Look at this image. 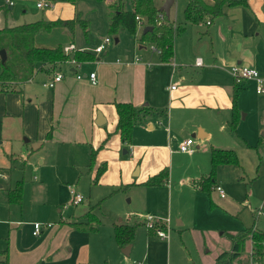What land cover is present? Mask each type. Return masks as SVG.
I'll list each match as a JSON object with an SVG mask.
<instances>
[{
    "label": "crops",
    "instance_id": "1",
    "mask_svg": "<svg viewBox=\"0 0 264 264\" xmlns=\"http://www.w3.org/2000/svg\"><path fill=\"white\" fill-rule=\"evenodd\" d=\"M13 1L15 4L0 0V28L26 22L21 19V17L24 18L23 15L16 12L18 0ZM50 1L49 10L38 19L64 20L73 17L84 19L75 9L76 0L74 3L66 0L62 7L61 3L55 5V2ZM104 1L108 7L112 0ZM204 1L207 4L214 2L213 0ZM35 2L36 0H34L35 8H40ZM155 2L159 7L163 3L158 4L156 0ZM123 6L129 8L124 2ZM24 8L20 9V13L25 11ZM111 14L112 12L108 13L107 30ZM169 17L171 18L170 15ZM86 21L88 24V20ZM174 21L179 22V20ZM183 25L184 28L174 36L173 55L168 60H162L159 52L151 47L146 39L140 37V33L147 26L144 23L136 26L135 33L131 34L132 42L128 47L118 44L109 46V39L100 52L93 51V47L98 43L92 45V41L80 35V30L83 33L84 30L77 21L71 30L64 24H58L47 31L36 32L32 39L35 46L60 45L62 47L72 43L74 50L88 51L93 57L77 63L69 60L71 56L53 65L45 63L30 78L11 86L14 89L0 90V116L5 122L16 120L18 125L16 135H24L28 138L27 140L68 144L73 158L77 159L76 155L82 157L80 153H85L90 147L93 151L90 158L94 157L96 166L103 164L104 148L125 144L127 148L122 150V154L129 155L124 162L131 176L130 182H126L125 185H168V178L157 185H146L143 182L165 168H173V154L177 150L173 148V144L181 139L178 136L180 129L185 128L183 131L186 130L187 135L181 139L178 146L185 138L193 137V150L187 152L189 155H193L201 146H206L204 149H208L210 162L211 147L230 149L222 145L223 138L216 131V128L225 129V125L228 127L232 117V95L236 83L229 67L235 63L245 64L257 68L264 76V0H247V4L238 5L225 3L222 13L215 18L210 19L207 16L201 22L185 21ZM184 32L186 34L182 36ZM118 41L119 37H114V42ZM74 50L68 54L72 55ZM196 57H201L200 65L195 64ZM62 65H66L65 70L61 69ZM91 71L96 76L94 83L88 79V73ZM53 72H60L62 77L52 87L42 85V82L46 81ZM77 74L80 76L76 77ZM34 79L40 83L35 85ZM174 83L175 88H171V84ZM239 86L238 112L240 110L243 119L257 116V121L261 120L264 125L262 120L264 92L256 91L255 80H247ZM115 101H125L135 107L150 108L148 113L144 114L137 123L135 122V125L133 124L131 131L134 137L130 138L129 142L124 141L115 128L117 121ZM97 112L100 114L99 117ZM96 119L99 122H96ZM11 129L13 128H5L3 137H6ZM132 139L134 140L131 143ZM243 140L247 142L245 138ZM263 143L264 127H261L256 144L263 146ZM82 145L83 148H79ZM178 150L181 151L179 147ZM259 157L264 158L262 154ZM82 162L73 161V164L79 165ZM83 167H86V163ZM239 167V164H218L214 186L223 180L228 170L238 171ZM73 168L78 170L76 167ZM104 170L101 172L103 173ZM208 173L200 174L198 178ZM192 181L191 187L194 191H204L193 185ZM217 194L219 197H225L220 196L218 192ZM89 207L93 208V206ZM89 207L76 216L60 219L59 222L62 224L54 226V229L53 226L46 225L44 228L40 226L38 234L32 233L31 224L30 237L34 245L32 247L27 243L17 245L16 255L13 257L14 264H36L40 256L35 250L48 237L50 246L43 253L48 258L61 246H67V236L71 231L72 233L84 231L71 225V222L83 220ZM134 218L136 219V217L132 219ZM128 219L127 217L124 222H135V232H137L138 227L143 224L142 216L138 219L140 221ZM167 219L170 222L168 217ZM175 220L180 229H184L183 218L177 217ZM97 221L96 217L95 225ZM11 222H18V220ZM19 222L23 221L19 220ZM231 240L233 241L232 237ZM250 246L247 240L239 259H234L230 264H244L239 260L249 259ZM231 247L216 251L214 261L219 253L230 250ZM124 250H127V253L123 251L122 253L127 255L129 247ZM6 255L7 264H10V249L8 252L6 250ZM49 264L54 263L49 261ZM262 264H264V257Z\"/></svg>",
    "mask_w": 264,
    "mask_h": 264
},
{
    "label": "rangeland",
    "instance_id": "2",
    "mask_svg": "<svg viewBox=\"0 0 264 264\" xmlns=\"http://www.w3.org/2000/svg\"><path fill=\"white\" fill-rule=\"evenodd\" d=\"M52 1L55 5L61 3V7L67 2ZM122 1L129 6L128 0ZM156 1L158 4L164 2ZM186 3L187 0H174L170 9L172 20L185 23ZM74 5L82 18L89 22L86 35L82 30L80 35L86 36L92 45L101 43L105 36L110 39L109 46L118 44L128 47L131 44V34L126 29L120 28L115 34L107 30L108 13L112 11L104 0H76ZM22 7L25 11L20 13ZM48 7L37 9L34 0H18L16 12L23 15L21 19L29 22L43 17ZM116 36L119 37L117 43L114 42ZM61 69L65 70L66 65H62ZM33 82L35 85L40 83L36 79ZM240 114L235 129L226 125L223 130L216 128L223 138L222 145L235 150L240 165L238 171L228 170L223 180L218 182L225 191L224 199L214 188L210 192L192 189V179L209 172L210 162L208 149H204L206 146H201L193 155L178 150L179 142L187 135V131H183L185 128L180 129L178 136L181 139L173 144L177 150L173 154V168L168 167V185H125L131 179L124 162L129 155L122 154L127 145L104 148L102 162L105 170L97 175L96 171L102 163L96 166L94 157L90 158V147L85 153H80L79 149L82 157L76 155L78 158H73L68 144L27 140L24 135H16V120L5 122L0 116V171L5 175L0 178V251L5 247L7 252L10 249V264H14L17 245H34L30 237L33 222H38L43 228L48 225L54 229V226L62 224L60 219L76 216L93 206L87 209L83 221L94 225L97 217L95 229L71 231L67 236V246L58 248L50 258L43 254L50 246L49 237L46 238L35 250L40 256L35 263L130 264L138 260L141 264H213L216 251L231 247V235L246 227L264 230V158L259 157L260 154L264 156V152L263 146L256 144L264 125L261 120L257 121V116L243 119ZM5 128L13 129L3 137ZM73 161L83 162L76 165ZM84 163L86 167H83ZM16 180L21 181L20 198L18 202H10L7 188L14 187ZM69 188L82 196L80 202L71 203ZM257 209L263 213L257 215ZM145 214H153L160 219L168 217L169 238H161L141 224L133 239L127 243L129 253L123 254L121 248L127 244L122 247L117 244L113 223L124 222L127 217L128 220L140 221L139 217ZM177 217L183 218L184 229L176 224ZM15 220L18 222H11ZM247 240L251 244L249 252H253L249 238L245 239L244 246Z\"/></svg>",
    "mask_w": 264,
    "mask_h": 264
},
{
    "label": "trees",
    "instance_id": "3",
    "mask_svg": "<svg viewBox=\"0 0 264 264\" xmlns=\"http://www.w3.org/2000/svg\"><path fill=\"white\" fill-rule=\"evenodd\" d=\"M74 3L75 0H67ZM213 4H207L204 0H187L184 7L185 21L198 23L206 19L215 18L222 13L225 3L229 5L247 4V0H213ZM129 8L123 6L122 0H112L108 4L112 14L108 23V30L116 33L118 29H126L130 34L135 33L138 25L135 16H138L141 23L150 26L149 30L140 33L142 39H146L151 45L160 50V58L168 60L173 55V42L176 33L184 28L183 24H174V20L166 15L162 16L159 6L155 0H128ZM82 25L84 33L87 31V21L85 19H37L34 21L23 22L14 26H4L0 28V48L5 51V59L0 60V90L6 88L14 89L11 86L19 84L32 76V74L42 67L45 63L53 65L71 56L75 61L88 60L93 55L85 50H74L72 55L63 52L60 45L54 47H41L33 44V35L39 31H47L52 26L58 24L66 25L70 30L75 22ZM240 86L234 84L232 95V117L229 121L231 129H235L238 116L237 96ZM114 107L117 114L116 130L120 137L129 142L131 129L144 114L150 110L147 106L135 107L130 102L115 101ZM93 154V151H91ZM211 168L208 174L193 180V185L197 188L210 192L214 186V179L217 165L220 163L239 164L238 157L234 149H223L211 147L210 151ZM104 164H101L96 174L98 175ZM168 169L165 168L157 174L151 175L144 184L157 185L166 181ZM21 181L18 180L14 187L7 189V199L10 202H18L20 198ZM71 225L78 229H94L95 223L89 224L87 221H73ZM136 223L116 222L113 225L115 241L119 246L127 244L134 236ZM232 247L230 250L223 251L217 255L214 264H230L234 259H239L241 250L244 248L245 239L252 241V257L257 264H262L264 257L263 241L264 231L255 227L244 228L231 235ZM0 264H7L6 248L0 251ZM241 263L248 264L249 259L239 260Z\"/></svg>",
    "mask_w": 264,
    "mask_h": 264
},
{
    "label": "built area",
    "instance_id": "4",
    "mask_svg": "<svg viewBox=\"0 0 264 264\" xmlns=\"http://www.w3.org/2000/svg\"><path fill=\"white\" fill-rule=\"evenodd\" d=\"M6 3H11L10 0H5ZM36 6L38 7H48L51 5L50 0H36L35 2ZM161 15L164 16V12L161 11ZM135 19L137 20L138 24L141 23V20L138 16H135ZM109 40L107 36L103 38L101 43H98L93 47V51L100 52L104 48V43H106ZM157 52L160 53V50L156 48L154 45H151ZM62 50L64 53L68 54L70 51L74 50V46L72 43L65 44L62 46ZM72 63H77L78 61H75L73 58L69 59ZM202 63L201 57H196L195 64L200 65ZM229 71L231 73V76L234 80V82L237 85L243 84L247 80H255L256 82V91L261 93L264 92V76L261 75L259 70L257 68L248 66L241 63H235L229 67ZM80 74H77L76 77H79ZM62 77V74L60 72H53L46 81L42 82V85L47 87H52L60 78ZM88 79L90 82L94 83L96 81V76L93 71L88 73ZM171 88H175V85L172 84ZM264 122V117L262 118ZM193 137L189 136L185 138L179 148L183 152H191L193 150ZM264 148V143H263ZM0 177H5L4 173L0 171ZM214 189L220 194V196H225V191L222 188L220 184H215ZM69 193L71 195V203H77L81 200L82 196L74 191L72 188H69ZM256 214L259 215L260 213H263L261 209H257ZM143 224L145 227L150 228L153 230L159 237L161 238H168L169 237V226H168V219L167 218H157L153 214H145L142 215ZM32 233L38 234L40 231V224L38 222L32 223ZM264 244V241H263ZM250 258L248 264H256L252 257V252H249ZM130 264H141V261L135 260L131 261Z\"/></svg>",
    "mask_w": 264,
    "mask_h": 264
},
{
    "label": "water",
    "instance_id": "5",
    "mask_svg": "<svg viewBox=\"0 0 264 264\" xmlns=\"http://www.w3.org/2000/svg\"><path fill=\"white\" fill-rule=\"evenodd\" d=\"M173 3V0H164V2L161 4V6L159 7V10L164 12V14L169 17L170 15V7ZM146 29H150V26L147 25L144 27L143 31H145ZM116 40V38H115ZM5 59V51L3 48H0V60L3 61ZM100 114L99 112H97V117H99ZM96 122H99L97 119H96ZM124 248L128 249V244L125 245L122 249L123 252L127 253V250H124Z\"/></svg>",
    "mask_w": 264,
    "mask_h": 264
}]
</instances>
